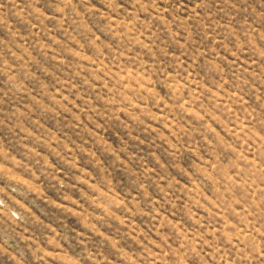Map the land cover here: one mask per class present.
<instances>
[{"label":"rangeland","instance_id":"rangeland-1","mask_svg":"<svg viewBox=\"0 0 264 264\" xmlns=\"http://www.w3.org/2000/svg\"><path fill=\"white\" fill-rule=\"evenodd\" d=\"M0 264H264V0H0Z\"/></svg>","mask_w":264,"mask_h":264}]
</instances>
